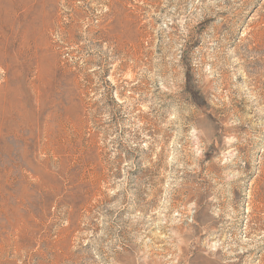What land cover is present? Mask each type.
Segmentation results:
<instances>
[{
    "label": "rangeland",
    "instance_id": "rangeland-1",
    "mask_svg": "<svg viewBox=\"0 0 264 264\" xmlns=\"http://www.w3.org/2000/svg\"><path fill=\"white\" fill-rule=\"evenodd\" d=\"M0 264H264V0H0Z\"/></svg>",
    "mask_w": 264,
    "mask_h": 264
},
{
    "label": "bare ground",
    "instance_id": "bare-ground-1",
    "mask_svg": "<svg viewBox=\"0 0 264 264\" xmlns=\"http://www.w3.org/2000/svg\"><path fill=\"white\" fill-rule=\"evenodd\" d=\"M28 99V98H27Z\"/></svg>",
    "mask_w": 264,
    "mask_h": 264
}]
</instances>
